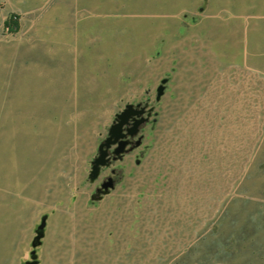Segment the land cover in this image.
<instances>
[{"label":"rangeland","instance_id":"rangeland-1","mask_svg":"<svg viewBox=\"0 0 264 264\" xmlns=\"http://www.w3.org/2000/svg\"><path fill=\"white\" fill-rule=\"evenodd\" d=\"M117 25L118 0H0V185L40 175L36 226L78 220L77 264H99L108 229L111 244L112 193L90 204L88 176L115 114Z\"/></svg>","mask_w":264,"mask_h":264},{"label":"crops","instance_id":"crops-1","mask_svg":"<svg viewBox=\"0 0 264 264\" xmlns=\"http://www.w3.org/2000/svg\"><path fill=\"white\" fill-rule=\"evenodd\" d=\"M39 179L40 175L35 178L31 174L30 177L21 176L20 179L8 180L10 188L5 187V184L0 185V264H22L29 259L36 222L41 212L47 211V207L34 206L33 195L35 188H38ZM45 186L48 188V179ZM44 215L48 216L47 213ZM79 224L78 220H49L48 216L45 236L38 248V264H77L79 246L84 245L79 243ZM109 231L110 229L107 238L98 240L101 247H95L96 252L94 248L89 249L90 260L94 253H99L100 260L96 262L109 264ZM93 240H89L91 244ZM85 242L87 243L86 240Z\"/></svg>","mask_w":264,"mask_h":264},{"label":"water","instance_id":"water-1","mask_svg":"<svg viewBox=\"0 0 264 264\" xmlns=\"http://www.w3.org/2000/svg\"><path fill=\"white\" fill-rule=\"evenodd\" d=\"M114 137V126L108 130V138L104 140L99 145V156L90 162L91 170L89 172L88 180L90 184H94L101 174L102 167H109L110 164L106 165L105 154L103 153V146L109 147L114 144L112 138ZM112 184L113 181L109 183L102 184V188H98L96 192L92 193L90 196V204L96 205L99 201L104 199L105 196L112 193ZM47 215H44L41 219V222L37 224L35 228V236L31 241V254L29 255V259L24 264H38V248L41 245V239L45 236V225L47 223Z\"/></svg>","mask_w":264,"mask_h":264},{"label":"flooded vegetation","instance_id":"flooded-vegetation-1","mask_svg":"<svg viewBox=\"0 0 264 264\" xmlns=\"http://www.w3.org/2000/svg\"><path fill=\"white\" fill-rule=\"evenodd\" d=\"M114 121H115V114L113 116L111 125L108 127V129H106V135H104V137L100 141V144L104 140H106L108 138V130L111 128V126H114ZM112 141H114V137L112 138ZM100 144H98V150H97V153H96V155L94 157V160L99 156V145ZM102 149H103L102 150L103 153L105 154V161H106L105 163H106V165L110 164V166L109 167H102L101 168V174H100V176L101 175H103V176H102V178L100 180H99L100 176L97 179V181H96L97 183L94 186L95 187L94 188V192H96L98 188H102V184L103 183L106 184V183H109L110 181H113V152H114V144L113 145H110L109 147L103 146Z\"/></svg>","mask_w":264,"mask_h":264},{"label":"trees","instance_id":"trees-1","mask_svg":"<svg viewBox=\"0 0 264 264\" xmlns=\"http://www.w3.org/2000/svg\"><path fill=\"white\" fill-rule=\"evenodd\" d=\"M12 19V18H11ZM6 27L10 30L11 29V31H14V30H16L17 29V27H18V24H17V21L15 20L14 22H13V20H11V22L10 21H8V22H6ZM26 261H24L22 264H24Z\"/></svg>","mask_w":264,"mask_h":264}]
</instances>
